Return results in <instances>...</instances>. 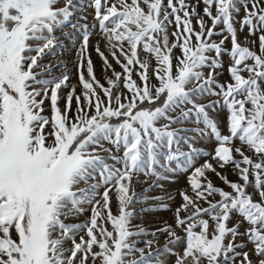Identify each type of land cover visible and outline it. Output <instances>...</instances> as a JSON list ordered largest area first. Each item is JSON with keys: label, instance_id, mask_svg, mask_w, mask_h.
<instances>
[{"label": "snow or ice", "instance_id": "6c2138e0", "mask_svg": "<svg viewBox=\"0 0 264 264\" xmlns=\"http://www.w3.org/2000/svg\"><path fill=\"white\" fill-rule=\"evenodd\" d=\"M0 264H264V0H0Z\"/></svg>", "mask_w": 264, "mask_h": 264}, {"label": "rangeland", "instance_id": "374dc122", "mask_svg": "<svg viewBox=\"0 0 264 264\" xmlns=\"http://www.w3.org/2000/svg\"><path fill=\"white\" fill-rule=\"evenodd\" d=\"M94 59H95V57H94Z\"/></svg>", "mask_w": 264, "mask_h": 264}]
</instances>
